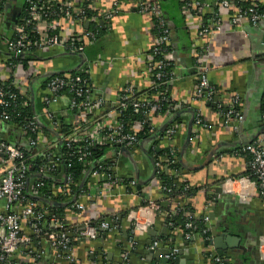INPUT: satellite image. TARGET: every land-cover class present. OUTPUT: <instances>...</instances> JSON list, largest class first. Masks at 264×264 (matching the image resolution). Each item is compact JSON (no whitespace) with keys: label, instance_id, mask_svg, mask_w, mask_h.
<instances>
[{"label":"crops","instance_id":"1","mask_svg":"<svg viewBox=\"0 0 264 264\" xmlns=\"http://www.w3.org/2000/svg\"><path fill=\"white\" fill-rule=\"evenodd\" d=\"M56 1L79 5L85 0ZM156 1L171 30L175 66L170 98L181 106L171 115L156 117L154 132L139 139L135 149L107 151L104 159L113 162L116 175L133 182V187L124 185L107 190L100 183L103 191L97 196L93 186L96 181L86 176L81 187L87 185L85 192L90 199L88 195L78 196L83 206L81 211L68 214L69 202L57 203L64 207L62 225L65 228L84 222L107 221L112 225L110 231L99 233L95 241H75L72 253L78 264H121L125 256L130 264H213V254L217 252L223 255L221 258L226 264H264V198L258 196L252 181L240 177L246 171L244 156L231 153L259 137L264 141V122L260 119L264 98V20L256 28L244 23L241 28L232 29L223 11L220 13L221 30L196 42L195 33L202 21L184 14L182 0ZM202 1L209 3L210 10L214 9L212 0ZM258 1L264 6V0ZM115 3L119 6V15L112 23L98 24L101 31H97L96 40L81 54H70L58 48L34 54L40 60L35 63L38 78L34 77L28 84V94L32 111L42 128L52 132L42 111L46 81L56 74L86 69L93 95L102 96L110 106L124 86H130L139 94L148 91L150 77L143 60L155 38L151 18L137 13L131 0H90V9L105 13ZM24 5L25 0H4L0 13V81L9 72L6 41L14 35ZM192 44L201 50L207 49L203 60L208 67L209 86L215 92L214 106L194 98L197 74ZM19 71H16L17 76ZM237 96L241 120L234 131L222 124L220 115ZM62 108L56 107L57 114L61 115ZM109 109L103 108L97 115ZM197 113L211 129L194 125ZM62 118L69 124L75 123L71 114ZM168 128L174 129L170 139L163 136ZM11 136L14 138L0 124V138L7 140ZM15 141L13 139L12 143ZM153 149L176 152L181 164L177 182L187 183L186 187L194 188V192L191 197L175 198L180 208L186 206L190 210L188 218L205 223L207 236L187 237L180 226L168 224L170 216L176 213H170L172 206L155 178L160 169H157ZM221 179H233L235 183L223 185ZM74 200L72 198L71 202ZM149 203L155 204L157 210L150 209ZM217 239H220L219 249L212 243ZM153 242H158V246L152 248ZM171 249L178 252L168 260L166 256ZM40 250L44 254L35 260ZM34 262L69 264L60 249L51 247L42 236L22 246L11 264Z\"/></svg>","mask_w":264,"mask_h":264},{"label":"built area","instance_id":"2","mask_svg":"<svg viewBox=\"0 0 264 264\" xmlns=\"http://www.w3.org/2000/svg\"><path fill=\"white\" fill-rule=\"evenodd\" d=\"M182 1L185 6L184 14L187 17L197 13L209 17L201 22L200 28L195 33L196 42L200 39H208L221 30L222 17L220 13L223 11L227 23L232 29L241 28L244 23L256 28L264 20V9H260L258 0H212L213 10H210L211 7L206 1ZM247 1H251V3L245 6ZM41 2L48 7H53L54 3L57 4L56 12L60 19L48 22L47 13L36 1L25 0L23 17L15 28V39L6 41L8 59L11 57L16 59L19 55L27 58L32 50L41 54L55 48L70 54H81L87 45L96 40V26L100 22L112 23L120 12L119 6L115 3L105 13H93L90 17H86L81 4L76 5L70 1L61 4L56 0H41ZM85 2L90 8V0L83 1V3ZM131 3L137 13L151 18L152 29L157 32H154L153 45L143 60V66L150 77L148 89L150 93L134 97L137 93L130 86H124L113 106L112 104L111 106L108 104V106L102 96L95 97L93 95L89 78L81 75H87L86 69L79 71L74 76L54 75L46 81L45 90L47 93L43 99V116L53 132L57 131L58 126V122L53 118L71 114L75 121L71 134L63 136L58 141H65L68 149L72 144H76L74 152L76 155L72 153L70 156L74 159L76 157L78 162L85 161L89 155V146L108 149L112 147L135 149L140 139L138 133L143 130L147 131L148 135L153 133L156 117L171 115L181 106L170 98L169 91L174 83L175 59L171 30L165 23L159 3L156 0H131ZM155 20L158 23L157 28H161L159 31L153 25ZM192 46L196 58L194 68L197 74L194 98L201 103H215V92L209 86L208 67L203 60V53H206L207 49L205 47L201 50L195 44ZM7 66L9 72L2 80L3 85L0 87V109L14 108L16 103L21 108L27 107L30 102L28 79L30 75L36 74L35 63L28 66L25 71L17 63L8 62ZM18 70H20L19 76L16 75ZM10 78L13 81L7 82V79ZM79 99L81 100L79 101ZM168 102L174 104L169 105L160 114L159 111L162 110L163 103ZM59 104L63 107L60 111L61 115L57 114L56 109V107H60L57 106ZM108 107L109 110L97 115L100 110ZM129 109L138 120L125 127L123 113ZM154 113H157L158 116H155ZM220 119L223 125L236 130L237 123L241 120L238 96L232 99L230 106L221 113ZM260 119L261 122H264V113L260 114ZM0 124H3L16 140L15 143H8L5 139L0 138V202L3 203V212L0 213V264H11L15 255L22 250V246H25L32 238L41 236L51 247H58L64 260L69 264H78L72 253L73 243L78 240L95 241L99 237V233L110 231L112 225L107 221L96 224L84 222L75 227L65 228L61 223L64 217L58 220L52 216L44 230L41 225L45 213L39 212L37 204L24 200V197L28 196L32 200L38 198L37 190L43 187L40 179L49 177L57 169L60 160L55 152L58 141L52 139L51 142L40 143L38 128L41 126L37 117L26 124L25 128L17 129L9 115L2 111L0 112ZM194 125L207 130L212 127L204 121L199 113L194 118ZM173 135L174 129L172 128H168L163 134L167 139ZM23 144L27 147L26 153L22 151ZM167 150L169 153L165 156L166 158L157 159V168L160 167L162 161L166 163V168L177 162L176 152L172 149ZM239 152V155L242 154L246 159V167L249 171V175L245 179L253 178L252 182L258 196L264 198V141L259 137L242 146ZM40 156L44 159V165L40 164L36 167L37 171H34V176L40 179L27 180L26 175L30 161ZM105 161L107 160L105 159ZM113 167L114 163L109 161L94 163L93 170L88 177L90 180L96 181H93L95 195L100 196L103 191L99 186L100 183H103L102 187L107 190L124 185L134 186L133 182L125 183L123 178L117 176ZM53 181L50 188L53 193L52 197L60 199V203L69 202L67 205L68 214H72L76 210L81 211L83 206L79 204L80 200L77 198L88 194L84 192L79 197L71 196V190L67 187L72 183V177L69 175L60 173ZM233 183H235L233 179L223 181V185L229 186ZM163 190L170 193V189L163 188ZM72 198H75L74 202H71ZM167 202L172 206L170 213L179 211L180 206L175 197H169ZM149 207L154 211L157 210V206L153 203H149ZM185 229L195 230L196 228L191 221H188L185 224ZM206 233L207 229L205 228L203 234ZM191 235L186 234L187 237ZM157 246L158 242L152 243V248ZM177 252V249H171L166 256L167 259L171 260ZM43 254V250H40L35 254V260L40 259ZM121 264H130L126 256ZM213 264L226 263L221 257L213 254Z\"/></svg>","mask_w":264,"mask_h":264},{"label":"trees","instance_id":"3","mask_svg":"<svg viewBox=\"0 0 264 264\" xmlns=\"http://www.w3.org/2000/svg\"><path fill=\"white\" fill-rule=\"evenodd\" d=\"M36 1L40 7H42L43 11L45 13H47V21L51 22V21H58L60 18H58V14L56 12V7L58 6L57 4H53V7H48L46 6L44 3L41 2V0H33ZM61 4L65 3V1H59ZM251 1H247L244 5H248L250 4ZM3 5H4V0H1V4H0V13L3 10ZM258 6H260V9H264V6H262L261 4H258ZM81 7L84 8L85 10V16L86 17H90L93 12L89 6L88 3L85 2L83 4H81ZM181 9L185 10V6H184V1L181 2ZM23 17V13L20 16V19H22ZM192 17L194 18H199L202 22H204L205 20H207L209 17H205L204 15L197 13V14H193ZM20 19L18 20V23L20 22ZM153 25L155 26V29H157L158 31L161 30V28H157L158 27V23L155 20L153 22ZM165 26V25H164ZM96 30L97 31H101V28L99 25L96 26ZM154 32H156L155 30H153ZM157 33V32H156ZM15 34L10 38V39H15ZM36 52L34 50H32L29 53V56L27 58H23L21 57V55H19L16 59L11 57L10 59H8L9 63H17L18 65L21 66V69H23V71H25L27 69L28 66H30L32 63H40L39 57L37 58L34 54ZM78 72H72V73H60V74H56L57 76H74L76 75ZM83 77H87L85 74H81ZM34 77H37L36 74H32L30 75L29 79H28V84L31 82L32 79H34ZM38 78V77H37ZM7 82H12L13 80L7 79ZM3 85L2 81H0V87ZM14 91H16L15 89H12ZM146 93H150V91H146ZM140 94L137 93L134 95V97H139ZM81 99H79L80 101ZM174 104L171 102L168 103H163L162 106V110L159 111V113L161 114L163 111H165L164 109L168 108L169 105ZM219 110L222 111L221 108H219ZM4 111L5 113H7L10 117V119H12V121L14 122L16 128L18 129L19 127L25 128L26 124H28L30 121H33L35 114L32 111L30 102L28 103L27 107L21 108L17 103L15 104L14 108H9L7 110H1L0 112ZM175 113V112H174ZM261 113H264V98L262 99V104H261ZM155 116H158L157 113H154ZM123 118L124 121L126 123V126L131 125L134 121L138 120L137 117L135 115L132 114L131 110H127L126 112L123 113ZM53 120L58 122V126H57V131H53L50 132L47 129H44L42 127L38 128V132H40V138H38V140L40 141V143L42 142H51V140H60V138H62L63 136L66 135H70L71 131L73 129V123H70L62 118V117H54ZM26 132H28V130L24 129ZM29 133V132H28ZM148 135L147 131L143 130L141 133H138V138L140 139H144L146 138ZM14 138L8 137L7 140H5L8 143H12V140ZM75 145L76 144H72L70 146V149H68L66 147V142L65 141H58L57 146H56V154L58 155V157L60 158L59 163L57 165V169L54 170L53 174H51L49 177L46 178H36L34 175V171L36 172V167L39 166L41 164L44 165V159L43 157H36L35 159L31 160L29 165H28V171H27V175H26V179L27 180H34V179H40L41 183L43 184V187L39 188L37 191L39 192V196L36 199H31L30 197H24V200L30 202L33 201L35 204H37V208L39 210V212H44L45 214V218L42 222L41 227L45 230L46 229V225L47 222L49 221V219L53 216L54 218L61 220L63 219V210L64 207L63 206H56L55 204L61 202L60 199L58 198H54L52 197L53 193H51V185L54 183V179L60 174H66L72 177V183L69 184V186H67L70 190H71V196H79L81 195V193H84L86 191L87 185L84 184L83 187H81V182H83L84 177L88 176L90 172H92L93 170V166L94 163L96 164V162L100 163V162H107L105 161L104 157L107 153V151L110 149L106 148V147H95V146H89L88 147V152L89 155L86 157L85 161L82 162H78L75 159L72 158L70 155H72V153L75 152ZM73 148V150H72ZM113 148V147H112ZM111 148V149H112ZM114 148H118V147H114ZM113 148V149H114ZM22 151H24L25 153L27 152V147L25 146V144H23L22 147ZM240 149L236 148L235 150H233L231 153L232 154H236L238 153V155L240 154ZM153 155L157 161L158 158H166L165 156H167V154L169 153L168 150H160L159 152L155 151V149L152 150ZM76 155V153H74ZM242 155V154H241ZM239 155V156H241ZM163 160V159H162ZM162 161L160 168L158 167L157 169H160L159 171H157V175H156V179L157 181L160 183L161 188H165L170 189V193H167L166 191H163V194L166 197H179V196H183L186 198L187 197H191V195L194 192V188L190 187L188 185V187H186L187 183H179L177 182L179 179V172L181 169V164L179 163L178 159L177 162L174 165H170L168 167V169L165 167L166 163ZM167 170V171H166ZM249 175V171L247 170L246 167V171L244 173H242V175H240V177H248ZM125 180V179H124ZM250 180L252 181L253 178H250ZM221 181H224V179H221ZM125 183L127 182V180L124 181ZM25 193V192H24ZM146 206L145 203H143V206ZM190 210L186 207L183 206L179 209V211L173 215L170 216V218L168 219V224H171V226L177 227L180 226L183 229V232L185 234H199L202 236H207L206 234H203V230L206 228L205 227V223L201 220H197V219H188L187 214H191L189 213ZM188 221H191L194 225V227L196 228L195 230H187L185 229V224L188 223ZM63 222V221H62ZM61 222V223H62ZM63 224V223H62ZM65 227V226H64ZM38 262V261H37ZM33 264H36V262H34Z\"/></svg>","mask_w":264,"mask_h":264},{"label":"water","instance_id":"4","mask_svg":"<svg viewBox=\"0 0 264 264\" xmlns=\"http://www.w3.org/2000/svg\"><path fill=\"white\" fill-rule=\"evenodd\" d=\"M159 6H160V8H161V5H160V4H159ZM161 11H163L162 8H161ZM162 13H163V12H162ZM163 14H164V13H163ZM214 104H215V103H207V105H209V106H210V105H211V106H214ZM218 190H219V189H218ZM55 205H57V206H63V205H61V204H55ZM227 241H228V238H227ZM210 242H211V241H210ZM210 242H209V243H210ZM212 243L215 244V248H216V249H219V248L221 247V246L219 245V243H220V239H219V240H218V239H217V240H214V241H212ZM216 254H217L219 257L223 256V255H222L221 253H219V252H217ZM167 262H168V260L166 261V263H167Z\"/></svg>","mask_w":264,"mask_h":264}]
</instances>
